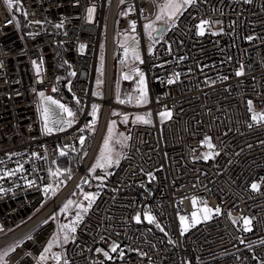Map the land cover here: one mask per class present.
Here are the masks:
<instances>
[{"label":"built area","instance_id":"1","mask_svg":"<svg viewBox=\"0 0 264 264\" xmlns=\"http://www.w3.org/2000/svg\"><path fill=\"white\" fill-rule=\"evenodd\" d=\"M161 2L20 0L25 32L14 3L9 8L0 0V264H44L40 253L59 222L48 219L57 206L44 211L54 199L38 208L53 190L50 172L61 150L76 153L80 137H95L109 117L143 112L151 114V123L129 125L110 187L99 190L70 240L60 244L59 264L65 258L68 264H264V123L252 120L253 113H264V0H195L149 51L144 26ZM202 20L211 23L198 35ZM129 35L141 38L143 62L135 68L144 73L149 98L142 105L121 104L113 95L115 66L125 59L123 38ZM103 40L104 80L96 87ZM61 62L70 70L67 89L81 110L66 131L44 134L39 93H53ZM138 80L133 72L120 99L137 95ZM93 105L99 106L94 124ZM165 108L172 115L160 123ZM206 136L219 153L209 159L202 158ZM9 171L15 174L4 175ZM202 205L220 212L189 226ZM182 216L189 226L183 235ZM245 218L250 231L244 230ZM48 227L46 241H39Z\"/></svg>","mask_w":264,"mask_h":264},{"label":"rangeland","instance_id":"2","mask_svg":"<svg viewBox=\"0 0 264 264\" xmlns=\"http://www.w3.org/2000/svg\"><path fill=\"white\" fill-rule=\"evenodd\" d=\"M12 2L14 3L16 8L19 7L20 0H12ZM166 2H167V0H162V2L160 4V7L163 4H165ZM160 7H159V11H158L157 15L160 14ZM185 8H183L182 11ZM182 11H181V13H182ZM149 23L153 24L154 27L157 28L159 23H164L165 25L168 26L170 21L167 19V16H164L160 20H157L155 18L154 20L149 21L146 24H149ZM154 32L155 31H152L151 34H149V30H146L145 26H144V39H145V42L147 44V47H148L149 51L152 48L153 44L158 40V38L154 36ZM131 38H132V35L125 36L123 38V41L127 42V47H129V48L136 47V49L139 52V55L141 57V60H142L143 59V49H142V44H141V38H137V39L135 38V40H133ZM123 61H124V63L118 62L116 64V66H115V75H116L115 79H114L115 80L114 81V91H115L114 95L115 96H122V95H127L128 94V92H127V91H129L128 90V84L130 83V81L133 78V69H135V65L138 62H140V61H134L132 59V57H131V54L129 55V57L127 59L125 58ZM125 73H127L132 78L128 79V80H125L123 78ZM98 80L102 81V83L99 84V85L97 84ZM103 80H104V40L102 41V45H101V49H100V53H99V57H98L96 76H95L96 87L97 86H101L103 84ZM148 99L149 98L147 96V101H148ZM44 106H46V103L42 99V108ZM52 108H53V111L57 114L54 118H59V115H58L59 114V109H56L55 106H52ZM166 110L170 111L169 109L165 108L161 112H164ZM115 112H116L115 109H111V115L113 113H115ZM161 112L158 113V118H159L160 123H163L168 118L162 119L161 116L159 115ZM136 116H144L146 119H150L149 115H148V112H143V113L134 114L132 116H127L128 117L127 122H124V117L125 116H121V117H118V118L109 117L108 120L106 121V123L104 125V130H103L100 142H99V145H98L97 150L95 152L94 158L90 162L89 166L83 172L82 177L80 178V180L76 184V187L71 190L72 193L70 192L71 194L69 193V195L64 198L62 203H60L56 207V210H54V212L51 213L50 216H48V219L53 218V219H56L59 222L57 231L51 237L49 242L53 241V237H59V240L56 241V242H53V246H52L50 252L45 254V255H47L48 258L46 260H44V261L40 260L44 264H48L49 262H51V260L53 258V254H56V252L58 251V249L60 247V244H61V246H64L66 244V243L63 242V235L65 234V232L61 231V226L62 225H69V226H73L74 225L75 228H76L78 222L80 221V220L77 221V219H76L77 218V213H80L81 217L84 214V212L82 211V209L80 207H78V205H83L84 207H87L88 204H89V201L85 199V195L86 194H91V195H94L95 198H96L97 193L102 188L103 182L106 179L111 177V175L113 173V170L117 167L116 164H113L111 167L97 168L95 170V172L90 171L93 168V166L95 165L97 159L100 156L101 150L104 147L105 139L109 137V129L110 128L112 129L111 138H110V147L112 148V155H113L114 159L118 158L119 161H121V159H122V157H123V155L125 153V148H126V146L128 144V140H129V135H130L129 125H131L133 123H137V122H135V117ZM126 137H127V139H125ZM207 137L211 138V143L214 145L212 136H207ZM93 140H94V138L92 139L91 143H93ZM91 146H92V144L87 146V148L84 150L85 151V155L88 154ZM205 147L206 148L203 151L204 154L209 153V152H213V149H209L206 144H205ZM71 156H72V154L64 155L62 157L63 158H68V157H71ZM80 167H81V165H80ZM57 169H60L62 174L60 176H54V187H53V190H52V192H50L48 194V196L45 198V200L41 203L40 207L38 208V211L43 209L45 206H47L50 203V201L53 200L56 196L60 195L61 191L66 187V185L68 183V182L65 183L61 187V189L58 188V183L62 182V176L65 174V172H67L68 169L67 168H66V170L62 169L60 165H56L55 164L53 166L54 172ZM76 174L77 173H75V175ZM73 176H74V174H73ZM68 200H72L73 204L69 205L67 210L62 211L63 206L67 203ZM205 206L212 210V212L210 214L205 213L203 211ZM215 209L216 208L212 207V206L202 205V206L197 207L193 212L196 213V219L199 222H201L202 220H205L204 219L205 215H210V217H211L216 212ZM139 216H140V220H141L142 219L141 215H139ZM247 219H249V218H247ZM198 223H196V224H198ZM185 225L187 226V220L185 221ZM42 227H43V225L40 226V229ZM65 231H67V229ZM186 232H184L183 234H185ZM71 236H72V233H70V237ZM49 242L46 244L45 247H47ZM44 248L42 249V251L40 253V256L43 253ZM187 255H188V258L191 259L190 251H187ZM0 256H2V255H0Z\"/></svg>","mask_w":264,"mask_h":264},{"label":"snow or ice","instance_id":"3","mask_svg":"<svg viewBox=\"0 0 264 264\" xmlns=\"http://www.w3.org/2000/svg\"><path fill=\"white\" fill-rule=\"evenodd\" d=\"M5 2L8 4L9 8L12 7L11 0H5ZM248 2H250V0H248ZM194 3H195V0H167V2L160 7V14L156 16V19L160 20L164 16H167V19L169 21H172L173 23H175V19L178 17L179 14H181L182 9L185 8L186 6L192 5ZM88 11H89V15L91 16V13H92L93 10L89 9ZM24 15H26V13H24ZM9 22H11V21H9ZM34 23H40V21H34ZM210 23L211 22L208 21V20H202L200 22V24L197 25L198 35H204L205 26L206 25H210ZM60 26L61 25H56V27H60ZM132 27H133V30H134L135 29V24L134 23H133ZM145 29L149 30V34H151L152 31H160V30L156 29L154 27V25L151 24V23L146 24L145 25ZM213 34H216V33H213ZM131 39L135 40V37H132ZM247 39L251 40L253 38L251 36H249ZM81 47H83V46H81ZM122 47H124V56H125L126 59L131 54V57H132V59L134 61H140L141 63L143 62L141 60V57H140L139 52L137 51L136 47L129 48V47H125L124 45H122ZM150 51H151V49H150ZM122 63H124V61H122ZM133 72L139 77V80L137 81V86L134 89V92L137 93V95L129 94L126 99H120V97L117 96V101L119 103H121V104H124V103L131 104V103H133V101H135V103L137 105H142V104L147 102V96H148L147 85H146V82H145L144 73L141 72L138 68L133 69ZM236 74L237 75H242V71H238ZM71 75H75V73H71ZM175 76L178 78L179 74L176 73ZM123 78L125 80H128V79H131L132 77L129 76L127 73H125ZM173 82H174L173 79H169L168 80L169 84H171ZM101 83H102V81H100V80L97 81L98 85L101 84ZM55 90L56 89L53 88V91H55ZM98 94L99 93H94V95H98ZM39 95L46 103V106H44L40 110L41 111V118L43 120V129H42V131L44 132V134H52L53 132H64V131L67 130V128L72 127L73 123H75L76 113H74L66 105L60 103L58 100H54L51 96H45V94L43 92H40ZM77 103H79V101H77ZM248 103H249V111L251 112L252 111L251 101H249ZM52 106H55L56 109H59V114H58L59 118H54L57 114L53 111ZM98 108H99L98 105H93L92 106L91 115L93 117V124H94V122H95V120L97 118ZM148 115L150 116L151 114L149 113ZM159 115L161 116L162 119H164V118L170 119L172 113L170 111L166 110L164 112H161ZM127 120H128V117L125 116L124 117V122H127ZM252 120L255 121L257 124L264 123V113H253ZM135 122H141V123H144V124H150L151 120L150 119H146L144 116H136L135 117ZM252 126H253L252 124H249V127H252ZM87 127H92V125H88ZM79 131L83 132L84 129L81 128V129H79ZM111 131H112V129L110 128L109 129V137L105 139L104 147L101 150L100 156H99V158L97 159L95 165L93 166V168L90 171L95 172V170L97 168H107V167H111L113 164H116V165L119 164V162H120L119 159L118 158L114 159V157L112 155V148L110 147ZM125 139H127V137ZM84 142H85V138L83 136H81L80 137V144L82 145V144H84ZM202 143L206 144L209 149H214L215 148V145H213L211 143V138L210 137L206 136ZM60 155L64 156V155H66V153L63 150H61ZM213 155H219V153L218 152H215V153L209 152V153H206L202 158L203 159H209ZM18 170H22V166ZM14 174L15 173L11 172V171L4 173V175H7V176H11V175H14ZM50 174L52 176H60L62 173H61L60 169H57L55 172H50ZM148 175L151 176L152 179H155V177L152 176L151 173H149ZM70 178H71V176L69 174L68 179H70ZM28 183H29V185H31L34 182L33 181H28ZM51 187L52 186L49 185L48 187H46L44 189V191L48 192L51 189ZM252 188L253 189H257L258 186L256 184H253ZM85 199L89 201V204H88L87 207H84L83 205H78V207H80L84 213H86L88 211V209L92 206V202L95 200V196L91 195V194H86L85 195ZM192 203L195 206L196 200L193 199ZM71 204H73V201L72 200H68L67 203L63 206L62 211L67 210V208ZM203 211L205 213H208V214H210L212 212V210L207 208L206 206L204 207ZM215 211L218 214L220 212V209L217 208V209H215ZM209 218H210V215H205L204 216V219H209ZM76 219H77V221L82 219L80 213H77V218ZM135 219H136V221L138 223L140 222V216L139 215ZM145 219H147L149 223L155 222V218L152 215H150V214H146L145 215ZM180 220H181V228H182L181 234L182 235H183L184 232H186L188 230L189 226H195V223L199 222L196 219V213L195 212L192 213V224L191 225H189V226L185 225V221L187 220V217H183L182 216L180 218ZM233 223H236V221L233 220ZM244 225H245V228H244L245 231H250L251 230V227H250L251 220L245 218L244 219ZM157 227H159L158 224H157ZM66 229H67V231H65ZM161 230L163 231V229H161ZM61 231L65 232V234L63 235V242L67 243L69 241V239H70V233H75L76 228H75L74 225L73 226L62 225L61 226ZM73 239H74V237H73ZM58 240H59V237H53V241H50L49 244L47 245V247L44 248L43 253L39 257V259L41 261H44V260H46L48 258L47 255H45V254L50 252V250H51V248L53 246V242H56ZM240 242L244 243L243 240H241ZM261 243H264V241H261ZM117 247L118 246L114 244L112 246L111 250L113 252H116L117 251ZM97 251H101V250L97 249ZM104 255L107 257L108 253L105 252ZM61 258H62V254H53V259H55L57 261V264H59V261L61 260ZM108 258H111V257H108ZM0 259H2V257H0ZM64 264H68V261H67L66 258L64 259Z\"/></svg>","mask_w":264,"mask_h":264},{"label":"trees","instance_id":"4","mask_svg":"<svg viewBox=\"0 0 264 264\" xmlns=\"http://www.w3.org/2000/svg\"><path fill=\"white\" fill-rule=\"evenodd\" d=\"M14 11L16 13L18 22L22 26V30L26 32L27 26L25 25V22H24V19H23V15H22L20 9L16 8V9H14ZM61 66L63 67V71L57 76V78L55 80L54 88L56 90L53 91V93L55 95H57L62 101L66 102L68 104V106L70 107V109L74 113H76V116H77L80 113L81 105L78 104L76 102V100H74L72 98V96L70 95V93H69V91L67 89V85H66V83H67V81H68V79L70 77V70H69L68 66L64 62H61ZM128 90H129V84H128ZM114 93H115V91H114V84H113V95H114ZM114 97H117V96L114 95ZM93 138H94V132H91L88 135V137L85 139L84 144L81 145L80 149L76 153H72L71 157L63 158L62 156H59V158L52 163V168L56 164V165H60L62 169H65V170H66V168L68 169L67 172H65V174L62 176V182L58 183V188L59 189H61V187L65 183H67V182L69 183L70 180H72V178L75 176V173H77L79 171V168H81L80 165L82 166V163H83V161H84V159H85V157L87 155V154L85 155V151L84 150L87 148V146L92 144L91 141H92ZM69 174L71 176L70 179H68ZM73 174H74V176H73ZM68 183H67V185H68ZM110 184H111V177L106 179L103 182L102 188L103 187H110Z\"/></svg>","mask_w":264,"mask_h":264},{"label":"bare ground","instance_id":"5","mask_svg":"<svg viewBox=\"0 0 264 264\" xmlns=\"http://www.w3.org/2000/svg\"><path fill=\"white\" fill-rule=\"evenodd\" d=\"M103 130H104V127H103V124H102L101 128L99 129V132L94 137L92 146H91L88 154L86 155V157H85V159H84V161L82 163L81 168L79 169L77 174L72 178V180L68 183V185L64 188V190L61 192V194L54 198L55 201L47 206V208L44 210L45 213L50 212L54 207H56L60 203H62L64 198L67 197L69 195V193L71 192V190L76 187V184L78 183V181L82 177L83 172L89 166L90 162L92 161V159L95 156V152H96L97 147L99 145ZM50 232H51V227H48L45 230H43L39 234V241H42V242L46 241L45 239L47 238V236H48V234Z\"/></svg>","mask_w":264,"mask_h":264},{"label":"water","instance_id":"6","mask_svg":"<svg viewBox=\"0 0 264 264\" xmlns=\"http://www.w3.org/2000/svg\"><path fill=\"white\" fill-rule=\"evenodd\" d=\"M165 26H166V25H165L164 23H159L156 29H158V30H160V31H155V32H154V36L157 37V38L160 37V35H161L162 31L164 30ZM150 187H151V186H150ZM150 187H149V188H150Z\"/></svg>","mask_w":264,"mask_h":264},{"label":"crops","instance_id":"7","mask_svg":"<svg viewBox=\"0 0 264 264\" xmlns=\"http://www.w3.org/2000/svg\"><path fill=\"white\" fill-rule=\"evenodd\" d=\"M51 97H53L54 98V100H59L62 104H64L65 105V102L64 101H62L57 95H55L54 93H52L51 95H50Z\"/></svg>","mask_w":264,"mask_h":264}]
</instances>
